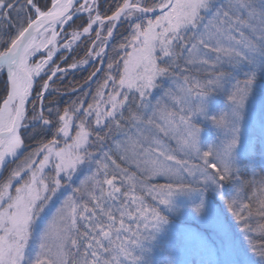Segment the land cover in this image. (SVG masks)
I'll return each instance as SVG.
<instances>
[{
    "label": "snow or ice",
    "instance_id": "6c2138e0",
    "mask_svg": "<svg viewBox=\"0 0 264 264\" xmlns=\"http://www.w3.org/2000/svg\"><path fill=\"white\" fill-rule=\"evenodd\" d=\"M0 78V264H264V0H0Z\"/></svg>",
    "mask_w": 264,
    "mask_h": 264
},
{
    "label": "trees",
    "instance_id": "16d2710c",
    "mask_svg": "<svg viewBox=\"0 0 264 264\" xmlns=\"http://www.w3.org/2000/svg\"><path fill=\"white\" fill-rule=\"evenodd\" d=\"M43 3V0H41ZM115 0H101V11L103 12L106 7L109 5H114ZM110 14V11L108 12ZM82 23H86V17L80 16L76 18L73 23L72 27H76L77 25H80ZM119 33H123L126 35L127 33L124 32L123 26L117 30ZM93 38H94V32H93ZM119 41V36L117 37L116 41H113V43H117ZM88 44H90V41H87ZM84 47V43H81V48ZM81 48H77L76 51L72 52L71 56H69L67 63H71L73 58H79L84 55V51L81 50ZM66 53H64L61 56H64ZM60 56V57H61ZM60 62V58L57 63ZM99 64V62H96ZM106 63V62H105ZM61 67H65L66 65L61 63ZM93 65H89L87 71H76L71 72L67 75V79L63 81V84L60 85L58 82V86L61 88H70L73 86V84H79L83 82L85 77L89 74L90 71L93 70ZM102 76V74H101ZM0 87H3L2 84V78H0ZM93 89L95 87V82H93L92 85ZM80 93H76V95H79ZM69 96H64L61 101V106H63V102L68 100ZM259 148V146H258ZM162 182V181H161ZM178 227H184L183 225H178ZM188 234H181L180 232L173 231L171 237L169 240L165 243V245L162 248H158L153 256V259L157 262V264H168V262H171V264H181V258L184 256V252H192V260L188 264H196V252H209L206 249H204L200 243L190 234L191 232L197 231L195 224H189L187 226ZM201 230H203V226H201ZM204 254V253H202ZM217 257L214 253H211V256L208 260H215Z\"/></svg>",
    "mask_w": 264,
    "mask_h": 264
},
{
    "label": "rangeland",
    "instance_id": "374dc122",
    "mask_svg": "<svg viewBox=\"0 0 264 264\" xmlns=\"http://www.w3.org/2000/svg\"><path fill=\"white\" fill-rule=\"evenodd\" d=\"M101 2V0H100ZM86 17V16H85ZM87 19V18H86ZM72 24L65 29V32L70 31L72 29ZM61 43H63V41H61ZM65 52H60L56 57H55V63L58 62L59 58L61 55H63ZM40 57L37 56L36 59H39ZM130 170L134 171V168L130 167ZM204 253V254H202ZM192 255L193 253L188 251V252H184V256H182L181 260V264H188L191 260H192ZM196 264H201L202 261L207 262L209 261V257L211 256L210 252H201V251H197L196 252Z\"/></svg>",
    "mask_w": 264,
    "mask_h": 264
}]
</instances>
